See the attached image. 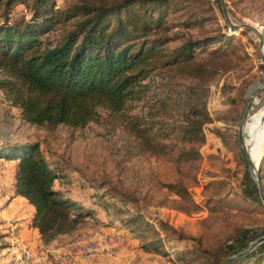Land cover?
Returning <instances> with one entry per match:
<instances>
[{
    "label": "rangeland",
    "instance_id": "374dc122",
    "mask_svg": "<svg viewBox=\"0 0 264 264\" xmlns=\"http://www.w3.org/2000/svg\"><path fill=\"white\" fill-rule=\"evenodd\" d=\"M103 1L116 0H56V4L65 9L72 4ZM19 2L14 12L9 13L14 21L31 16L32 0ZM209 2L212 11L204 15L202 25L185 23L184 7L189 1L178 3L171 10L168 36L172 39L167 46L174 49L190 37L215 34L220 27L223 32L236 35V52L213 54L201 50L195 56L197 66L204 69L199 74L174 75L156 69L146 80L149 93L130 112L156 114L152 118L176 129L188 121L192 102L205 103L212 120L204 125L203 138L185 141L177 137V130H172L169 137L157 138L170 145L169 153L154 151L132 133L127 119L105 109L100 110L96 122L85 128L30 124L23 119L21 108L14 106L0 90V140L39 143L60 176L55 188L86 207L99 206L94 217L85 218L74 233L66 234L71 239L65 255L68 263L45 252V246L52 241L46 243L42 239L43 247L38 246L35 251L21 244L18 220L0 219V264H219L264 236V209L258 203L257 196L261 198L258 184L247 173L238 141L251 89L264 79L260 39L251 29L232 31L229 25L226 28L220 0ZM195 3L199 8L207 7L206 0ZM226 3L234 23L251 24L264 33V0H226ZM7 17L4 5L0 4V24ZM63 30L57 27L46 36L55 40ZM171 88V98L162 104ZM257 135H264V92L254 97L245 125L251 158L261 167L264 189V140L259 136L262 149L259 151L260 146L254 149ZM190 149L198 151L195 159L179 157L183 150ZM174 184L185 186L194 202L174 194L169 188ZM137 212L150 223L142 218L136 221ZM112 222L114 225H108ZM245 229L252 230L256 238L231 254L228 246ZM5 236L13 245L6 244ZM153 240H158L160 251H147L144 247ZM225 243L229 256L220 251ZM9 247L18 250L14 253L20 255L19 261L2 254ZM42 252L47 255L41 257ZM258 258L250 259L257 262Z\"/></svg>",
    "mask_w": 264,
    "mask_h": 264
},
{
    "label": "trees",
    "instance_id": "16d2710c",
    "mask_svg": "<svg viewBox=\"0 0 264 264\" xmlns=\"http://www.w3.org/2000/svg\"><path fill=\"white\" fill-rule=\"evenodd\" d=\"M185 1H189L184 7L185 23L205 24L204 15L212 11L209 0L205 8L197 7L196 0H116L72 4L65 9L58 8L56 0H32L31 16L24 15L25 19L17 21L9 13L21 2L0 0L8 13L0 24V90L14 106L21 108L23 119L33 125L85 128L96 122L100 110L105 109L127 119L132 133L156 152H171L170 145L157 138L169 137L172 130H177V137L185 141L203 138L204 125L212 120L205 103L192 102L188 121L176 129L152 118L156 114H130L149 93L146 80L156 69L174 75L199 74L204 69L197 66L195 56L201 50L213 54L236 52V35L225 33L220 27L215 34L190 37L180 46L169 48L171 10ZM57 27L64 28L59 38L52 40L46 36ZM225 27H229L227 23ZM172 88L162 104L171 98ZM197 156L195 149L179 154L184 160ZM0 159L18 162L15 196L25 197L34 206L32 225L46 243L74 233L99 208L96 204L86 207L55 188L60 176L37 142L0 140ZM258 169L261 171V167ZM169 188L183 200L194 202L185 186L174 184ZM257 197L264 209L262 199ZM141 218L150 223L137 212L134 219L142 221ZM123 222L128 224L126 219ZM251 233L248 229L241 231L228 251L232 254L235 248L248 246L256 238ZM157 241L144 247L147 251H160ZM226 247L225 243L220 251L229 256ZM255 256L259 257L257 262L250 259ZM263 259L264 242L238 264H261Z\"/></svg>",
    "mask_w": 264,
    "mask_h": 264
},
{
    "label": "crops",
    "instance_id": "0c3cea01",
    "mask_svg": "<svg viewBox=\"0 0 264 264\" xmlns=\"http://www.w3.org/2000/svg\"><path fill=\"white\" fill-rule=\"evenodd\" d=\"M259 136H262L264 140V135H257L256 139L253 141L254 149L261 145L262 138ZM245 139L249 153L252 156V151L248 147L246 136ZM261 149L262 146H260L259 151H261ZM17 163V161L0 159V219H2L3 222L10 219L18 220L20 223L21 244L31 246L33 250L37 251V247L43 244V240L38 228L32 225L35 208L25 197L15 196V171ZM3 232H7V230H3ZM5 239L8 241L6 242L7 245H13L9 242V237L5 236ZM70 240L66 238V234L60 235L45 246V252L61 258L64 263H68L65 259V255L69 250L68 246H70ZM42 247L43 246H41V248ZM14 251L18 253L16 248L9 247V249H3L2 254L10 257L12 256L19 261L20 255L16 254L17 256H15ZM45 252L41 253V257H44L46 254ZM34 256L36 258V253H34Z\"/></svg>",
    "mask_w": 264,
    "mask_h": 264
},
{
    "label": "water",
    "instance_id": "95a60500",
    "mask_svg": "<svg viewBox=\"0 0 264 264\" xmlns=\"http://www.w3.org/2000/svg\"><path fill=\"white\" fill-rule=\"evenodd\" d=\"M220 2H221L222 11H223V14L225 16V19H226V21H227V23L230 26V29L232 31L241 30V29H251L259 36V39H260L259 51H260L261 58H262V61L264 64V52H263L264 33L258 27L254 26V25L245 24V23H243V24L234 23L230 17L226 0H220ZM262 92H264V79L254 88V90L252 91V93L250 94V96L248 98V103H247L245 111L242 115L241 122L239 125L238 141H239V147H240L242 159H243L247 169L252 174L253 178L256 180V182L258 184L260 196H261L262 202L264 204V189H263L262 182H261L260 172H259V169L256 166L255 162L251 158V155H250L249 150H248L247 145H246V139H245V125H246L247 120L250 116V111H251L252 106H253L254 97L257 94L262 93ZM263 242H264V236L259 237L256 240H254L246 250H244V251H242L236 255H233L231 257L226 258L224 261H222L219 264H234V263L238 262L240 259H242L243 257H245L246 255H248L249 253H251L252 251H254Z\"/></svg>",
    "mask_w": 264,
    "mask_h": 264
},
{
    "label": "built area",
    "instance_id": "2783aa9c",
    "mask_svg": "<svg viewBox=\"0 0 264 264\" xmlns=\"http://www.w3.org/2000/svg\"><path fill=\"white\" fill-rule=\"evenodd\" d=\"M102 232V231H101ZM104 233V232H103ZM105 234V233H104ZM125 244V243H124ZM124 244H121L122 246H124Z\"/></svg>",
    "mask_w": 264,
    "mask_h": 264
}]
</instances>
